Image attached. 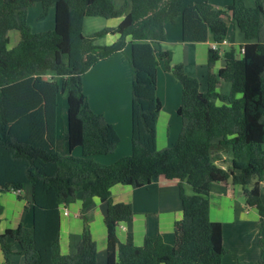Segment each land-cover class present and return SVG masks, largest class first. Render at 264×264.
Returning <instances> with one entry per match:
<instances>
[{
	"label": "trees",
	"instance_id": "trees-1",
	"mask_svg": "<svg viewBox=\"0 0 264 264\" xmlns=\"http://www.w3.org/2000/svg\"><path fill=\"white\" fill-rule=\"evenodd\" d=\"M36 4L41 7L39 21L53 12L52 31L33 32L29 26L28 11ZM125 5L117 8L113 0H0V193L12 191L21 201L28 187L32 215L29 227L19 223L0 230L5 264H10V254L22 256L24 264H97L96 243L84 214L94 201L107 205L106 264H222L228 253L222 224L209 215L210 188L217 182L239 187L246 206L264 224V0H255L253 6L232 0L224 9L209 0H129L127 14ZM86 17L120 22L84 35ZM177 18L183 42L203 43L210 36L215 44L207 52L205 90L162 49L165 25ZM229 23L246 41L238 52L220 48ZM11 32L18 40L9 47ZM107 33L116 35L114 42L95 43ZM127 45L131 154L105 166L93 156L113 153L120 138L102 114L91 110L82 78ZM218 61L223 65L213 72ZM160 65L181 90L176 111L181 129L176 142L162 149L156 144ZM220 81L230 85L228 95L217 91ZM59 94L67 103L63 137L68 155L56 150ZM76 148L79 158L71 155ZM160 176L176 180L179 187L182 218L174 223L173 243L160 235L145 238L139 247L129 237L120 241L117 226L130 222L135 213L130 204L112 201L111 187H145ZM78 193L83 226L70 254L61 249V217ZM2 210L0 205V224ZM256 264H264L262 254Z\"/></svg>",
	"mask_w": 264,
	"mask_h": 264
},
{
	"label": "crops",
	"instance_id": "crops-1",
	"mask_svg": "<svg viewBox=\"0 0 264 264\" xmlns=\"http://www.w3.org/2000/svg\"><path fill=\"white\" fill-rule=\"evenodd\" d=\"M231 1L232 0H209V3L215 8L224 9L231 3ZM244 1L248 6H253L255 2V0ZM121 2H123V4L127 3L126 0H121ZM115 5L118 7L117 4ZM128 12L129 9L126 7L125 13L127 14ZM87 18L100 17L84 18L82 25V33L84 35L87 34V32H84ZM119 22V20L117 22L106 20V27L104 26L103 28H115ZM89 23L90 22L87 24ZM51 27L53 28L52 21ZM107 35L111 37L104 38L103 36L97 39L95 43L98 45H108L115 41L116 35L107 33L105 36ZM165 37L166 42L162 45V49L171 52L172 64H183L184 57L186 64L192 65V68H196L194 74L199 75V79L202 81V85L204 86V84H206L205 75L207 71V52L208 49L213 48L215 45L211 37L209 36L207 41L203 43L183 42L181 38L180 18H177L174 22L165 25ZM10 38V45L14 42L12 45L14 46L18 40V34L13 35L10 33ZM245 42V38L237 26L234 23H229L227 36L221 46H224L227 50H229L231 48L239 47L240 45L245 44ZM191 46L194 49V55L192 57L189 56ZM129 55L130 46L127 45L122 52L116 53L108 60L99 62L90 68L87 72H85L82 78V90L87 97L91 110L95 113L102 114L105 119L113 125L120 138V142L113 153L109 155L93 156V160L101 165L112 164L119 158L126 157L131 154V76L127 63ZM191 58L195 65L189 61ZM222 65V61H218L213 66L212 71L217 72ZM174 79L175 78L171 74L164 71L162 65L158 66L156 71V96L162 104L156 126V144L159 149L173 145L176 142L181 129L180 118L176 112L180 103V96L179 101L176 102L174 100L175 107L173 112H165L162 102L163 98L162 96H159L158 93L159 81H161L163 86L165 84L166 87H174L176 92H178V95H180V84H176ZM201 87L202 86H200V88ZM204 88H206V85ZM217 91L221 94L228 95L230 85L220 81L217 85ZM174 113H176V117H174ZM163 115L164 118L162 120ZM171 124L174 129L173 137L170 133ZM161 130L163 132L162 135H160ZM57 142L58 138H56V150L58 151ZM61 151H63L61 153L64 155L69 154L67 143L66 147L63 146ZM80 153L81 150L76 148L71 152V155L79 157ZM185 189L187 193L190 192L188 186H186ZM110 192L114 203H128L132 206L135 213L130 222L121 223L117 226L116 233L120 241H125L126 238L129 237L132 243L139 247L142 246L145 238L160 235L164 242L168 244L173 243L174 223L182 218V206L179 196L178 182L176 180H167L160 176L153 179L149 185L140 188H133L123 184H115L111 187ZM12 193L17 197L16 193ZM242 194L243 193L239 187L232 186L228 182L213 183L210 188L209 215L211 220L218 221L222 224V243L223 247L228 251L226 256L232 253V249L229 247L233 245L237 247L242 246L241 236L243 232L248 233L249 225H251L253 232L259 234L260 236L261 232L257 231V228L259 225L261 228L264 227V224L261 225L260 223L256 210L254 208L247 207L246 204L243 205L236 199L237 197L242 196ZM81 199V193H78L77 200L73 204L66 207L68 214L62 215L61 217V249L70 254L75 252L76 245L82 232L83 221L81 216ZM18 203V221L15 222L13 226H17L19 223H22L24 226H31L32 215L30 218L29 207L26 204L23 205L20 201H18ZM24 207H28V210L24 209ZM106 210L107 205L105 203L94 201V203L89 206L84 213L87 226L93 240L96 243L97 264L107 263L106 228L103 223ZM224 211L229 212L226 213V215L231 217V220L228 222H223L220 219L222 217L220 215ZM71 212H73V217H76L79 220V224L73 226L70 218ZM245 215L253 217V219H247V216L245 217ZM242 221L244 223H240ZM226 223H229L231 227L226 229ZM226 233L227 236H225ZM262 234H264V232H262ZM225 239L230 240H227L226 242ZM13 247L16 249L17 245L13 244ZM262 252L263 250H261V254ZM238 262H243L245 264L257 263H250L248 256L240 250L233 255V263L237 264ZM1 263L5 264V261ZM17 264H24L23 258Z\"/></svg>",
	"mask_w": 264,
	"mask_h": 264
},
{
	"label": "rangeland",
	"instance_id": "rangeland-1",
	"mask_svg": "<svg viewBox=\"0 0 264 264\" xmlns=\"http://www.w3.org/2000/svg\"><path fill=\"white\" fill-rule=\"evenodd\" d=\"M114 1V0H113ZM125 1V0H124ZM127 1V6L128 9H130V5H129V0ZM117 2V3H116ZM114 4H117V8H119L120 6H124L123 2H121V0H116L114 1ZM119 4V5H118ZM116 6V5H115ZM41 12V7L40 4H36L33 8L29 9L28 11V17H27V22L29 24V26L31 27L33 32H39V31H45V32H50L52 31V27H51V21L53 22V12L51 11L50 14L43 20L39 21L37 20L38 16L40 15ZM109 21H114L117 22L118 19H111ZM88 22H90L89 24H87ZM106 20L102 19V18H87V22L85 24V28H84V32H87V34L85 35H90L93 34L94 32L100 31L105 25ZM13 35H17L16 32H11ZM111 36L107 35L104 36V38H110ZM109 41V40H108ZM106 41V42H108ZM14 42H12L13 45ZM9 44V47L12 46ZM199 47V46H198ZM220 48L222 50H227L226 47L224 46H220ZM236 52H238V47L234 48ZM194 55V49L190 48V54L189 56L192 57ZM183 64H184V71L187 75L195 77L198 82L201 84L200 86L202 90H205L206 88H204V86L206 84H204V86L202 85V81L199 79V75L194 74L196 68H192V65H188L185 62V58L183 57ZM193 65L194 62L192 60V58L189 60ZM182 64V65H183ZM175 83L178 84V82L174 79ZM158 93L159 96H162V102L164 105V111L165 112H173L174 107H175V101H179V96L178 92H176L174 87L168 86L166 87V85L161 83V81H159V86H158ZM168 93V95H167ZM175 100V101H174ZM66 98L64 95L59 94L58 96V106H57V122H56V132H57V138H58V142H57V148L60 154H62L61 151L62 147H66V143L65 140L63 138V132L66 130V119H67V113H66ZM176 113H174V117H176ZM164 118V115L162 116V120ZM173 125L171 124L170 126V133L171 136L173 137ZM162 130L160 131V135H162ZM63 144V145H62ZM172 146V145H170ZM169 146V147H170ZM64 155V154H62ZM68 155V154H65ZM82 154L80 153L81 157ZM75 157V156H73ZM79 157H75V158H79ZM113 164V163H112ZM109 164V165H112ZM108 166V165H105ZM251 187V185H249V188ZM30 195H31V190L30 189H25L22 193V197L23 199L20 201V203H22L23 205L26 204L29 207V211H30V206H29V201H30ZM260 195L261 197L264 196V181L260 183ZM240 203H242L243 205L245 204V199L244 196L242 194V196H239L236 198ZM19 200H17V197L12 193V191H7V192H3L0 193V205L3 207L2 210V222L0 224V230L3 231V229L5 228H9V227H15L13 226V224L15 222L18 221L17 218V213L19 211ZM27 208H24L26 210H28ZM31 212V211H30ZM29 212V217L31 218V214ZM226 213L229 212H222L220 216H222L220 219L223 222H228L231 220V217H229L228 215H226ZM247 215H245L246 217ZM17 218V220L15 221V219ZM71 221L73 226L79 224V220L76 217H73V212H71L70 215ZM247 219H253V217H246ZM240 223H244L243 221ZM229 226V227H228ZM231 225H229V223H226L225 228H230ZM264 228V227H263ZM261 228V226L259 225L257 228V231L261 232V236L259 234H256L255 232H253V229L251 227V225H249L248 227V233L243 232L241 239H242V243L240 247H237L235 245L229 247L232 249V253L228 254L227 256L225 255L223 257L222 260V264H234L233 263V255L237 252H239V250L246 254L249 258L250 263L253 262H257L258 258L261 257V250H263L262 254H263V259H264V234H262V232H264V229ZM256 231V230H254ZM233 233V232H232ZM231 233V234H232ZM227 236V233L226 235ZM226 242L227 240L229 241L230 239H225ZM16 244V243H15ZM15 249V247H13ZM10 264L15 263L17 264L19 261H21L22 257L18 254H10L7 256ZM12 260V261H10ZM4 261V256L0 250V264H3L1 262ZM12 262V263H11Z\"/></svg>",
	"mask_w": 264,
	"mask_h": 264
},
{
	"label": "built area",
	"instance_id": "built-area-1",
	"mask_svg": "<svg viewBox=\"0 0 264 264\" xmlns=\"http://www.w3.org/2000/svg\"><path fill=\"white\" fill-rule=\"evenodd\" d=\"M214 47H215V45H214ZM214 47H213V48H214ZM62 211H63V215H67V214H68L67 208H63Z\"/></svg>",
	"mask_w": 264,
	"mask_h": 264
}]
</instances>
